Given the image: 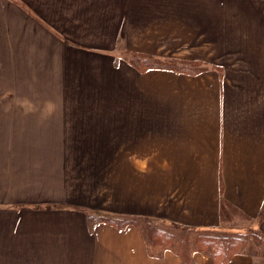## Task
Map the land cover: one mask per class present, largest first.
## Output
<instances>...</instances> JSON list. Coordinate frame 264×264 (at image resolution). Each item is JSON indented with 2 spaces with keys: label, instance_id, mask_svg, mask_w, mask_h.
<instances>
[{
  "label": "crops",
  "instance_id": "1",
  "mask_svg": "<svg viewBox=\"0 0 264 264\" xmlns=\"http://www.w3.org/2000/svg\"><path fill=\"white\" fill-rule=\"evenodd\" d=\"M120 39L204 68L139 70ZM210 40L234 41L233 58ZM27 82L46 94L19 95ZM23 203L58 223L4 233L0 264H185L142 221L264 238V0H0V211ZM85 209L137 223L90 229ZM251 246L226 264H264Z\"/></svg>",
  "mask_w": 264,
  "mask_h": 264
},
{
  "label": "trees",
  "instance_id": "2",
  "mask_svg": "<svg viewBox=\"0 0 264 264\" xmlns=\"http://www.w3.org/2000/svg\"><path fill=\"white\" fill-rule=\"evenodd\" d=\"M135 59L131 62L139 70L150 68H173L182 72L197 73L192 70L193 64L180 61L178 65H171L160 58L143 53L134 54ZM235 209L226 201L221 204V218L223 221H230L233 218ZM260 219H264V206L260 213ZM88 226L92 229L98 223H107L118 228H123L129 222H136L131 219H113L106 216L88 213ZM140 222V221H139ZM145 240L153 250L161 251L166 247L175 249L183 258L185 264H192L191 252L198 251L212 257L216 264H226L237 252H244L250 244H264V238L256 232H226L206 231L199 232L192 236L190 229L181 228L182 235L166 231L149 221L140 222ZM162 247V249H160ZM155 248V249H154ZM158 252V253H159Z\"/></svg>",
  "mask_w": 264,
  "mask_h": 264
},
{
  "label": "rangeland",
  "instance_id": "3",
  "mask_svg": "<svg viewBox=\"0 0 264 264\" xmlns=\"http://www.w3.org/2000/svg\"><path fill=\"white\" fill-rule=\"evenodd\" d=\"M210 41H211L210 45L212 49L216 51V54L226 56V54L229 52L228 53L229 56H226V58L227 59L233 58V56H231L230 53H232V51H234L235 49L233 47L234 41H228V43L232 42L229 45L227 41L224 40L223 43H226V45L224 46L220 45L219 47L215 40H210ZM230 46L232 49L229 51ZM117 51L119 53L118 57L124 58L131 64H133L131 61L135 59L134 54H140L139 52H134V51H130L126 49L125 43L122 39L118 41ZM157 58H160L162 61H166L167 63H171V65H178L180 61H183L186 63L190 62L193 64L192 70L197 71V72L203 70L204 68L201 62H197V61L195 62V61L187 60L185 58H173V59H167L164 57H157ZM55 84H56L55 86L58 85L57 82H55ZM12 91H13V88H12ZM17 92L19 95H33V96L46 94V91H44L43 89L39 87L30 85L28 82L25 85L23 83L19 84L17 88ZM56 93H57V89L51 94L56 95ZM49 208H50V205H36L34 203H27V204L23 203V204H19L9 209V210H12V212H1L0 211V237L3 238L4 233H5L7 235V238L11 241H16L18 239V241L23 240L25 242L26 239H31V240L37 239L38 236L41 235V233H45L49 231V229H47L49 225H55L54 224L55 222L58 223V220L53 221V215L42 212ZM85 211L87 215L88 213H93V214L95 213V215L106 216V218L123 219L120 216H111L108 214H102V213H98L97 211H92L90 209H85ZM244 223L247 224L248 222L244 221ZM156 224L158 225L159 223H156ZM13 225H17V226L13 227ZM56 226H61V225H56ZM12 229H17V233L12 231ZM12 234H16L13 237L14 239H12ZM179 234L182 235V232H179ZM55 237L57 238V236ZM24 242H20V243L23 244ZM251 244H250V247H248V249L251 251H254L253 250L254 248L253 246H251Z\"/></svg>",
  "mask_w": 264,
  "mask_h": 264
}]
</instances>
